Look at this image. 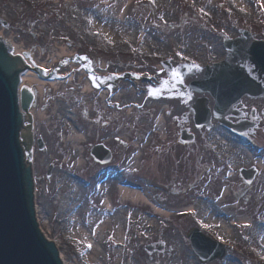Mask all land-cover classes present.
Here are the masks:
<instances>
[{
  "label": "rangeland",
  "instance_id": "374dc122",
  "mask_svg": "<svg viewBox=\"0 0 264 264\" xmlns=\"http://www.w3.org/2000/svg\"><path fill=\"white\" fill-rule=\"evenodd\" d=\"M153 1L149 5L145 0H0V33L47 69L57 65L60 47H63L69 55H90L100 63L98 69L106 73L156 74L170 82L169 75L174 71L164 70L160 61L169 58L176 66V56L181 55L197 63V72L202 69L195 77L186 71L183 80L186 85L198 80L207 66L227 60L223 46L226 37L240 38L239 30L244 29L255 40H264V0H239L241 3L238 0H161L163 5L159 0ZM189 2L195 3V9ZM114 17L130 22L131 28L126 34H114ZM1 21L8 25L2 26ZM99 28L106 34L103 38L95 33ZM243 66L252 71L251 77H259L253 74L252 65ZM79 71L72 73L74 79L70 83H65L67 80L59 83L57 89L46 86L33 109L35 117L38 112L43 115L41 119L36 117L35 128L38 138L48 146L46 152L36 153L34 157L39 227L57 242L67 264H200L186 237L194 228V217L179 215L191 208L196 216L199 214L198 219L203 214L213 216L211 221L224 222L222 230L217 223L205 225L206 234L232 244L222 262L208 264H264V224L258 221L264 204V127L257 135L259 145L248 149L224 136L217 121L213 122L210 136L197 135L189 110L193 102H187L177 86L164 85L167 98L158 102L149 97L148 89L141 95L143 86L134 89L122 82L119 93L115 92L111 100L115 102L117 94L121 96L118 102L122 110H108L102 97L85 90V78ZM180 77L176 80L180 81ZM202 96L208 100L211 110L214 102L210 95L194 94V97ZM243 102L258 110L264 108L262 97L250 100L245 97ZM130 104H136L139 109ZM84 114L98 118L99 124L83 120ZM183 115L188 118L187 126L197 140L210 137L211 150H208L212 151L213 159L197 147L188 146L186 151H180L173 143L182 128L178 122L184 123L180 119ZM102 116L111 120L109 125L102 126ZM101 130L109 145H113L112 141L123 150L116 152H121L125 172L115 175L113 167L105 170L100 178L103 191L90 194L75 177L87 176L86 151L89 143L103 141L99 135ZM116 139L128 143L123 147ZM163 140L167 141L165 145ZM134 153L139 154L133 157ZM195 161L212 165V177L206 184L201 181L196 187L188 188L187 184L194 179L191 172ZM51 162L56 166L47 179ZM255 166L260 170L259 176L252 186L246 187L238 176V169ZM96 170L95 166L89 168L92 172ZM199 170L196 165L195 173ZM173 177L186 183V189L177 197L170 195L164 183L166 178ZM125 182L148 194L150 205L121 200L119 184ZM104 202L110 205L107 211ZM91 220L107 224L95 234L97 225L89 228ZM241 220L252 227L238 228L237 225H244ZM142 232L146 237H140ZM125 236L126 243L120 247L119 242L123 243ZM91 238L96 243L88 247ZM160 243L165 245L162 253H146V245L157 249Z\"/></svg>",
  "mask_w": 264,
  "mask_h": 264
},
{
  "label": "water",
  "instance_id": "95a60500",
  "mask_svg": "<svg viewBox=\"0 0 264 264\" xmlns=\"http://www.w3.org/2000/svg\"><path fill=\"white\" fill-rule=\"evenodd\" d=\"M248 41V38L239 39L226 45L232 51L233 62L243 59L249 62L260 82H255L241 67L223 62L213 67V73L208 69L202 82L193 83L213 95L215 114H221L244 94L256 96L264 90V42H252L246 48ZM0 44L3 43L0 41ZM13 78L4 75L0 68V264H58L50 242L45 243L38 234L27 200L21 151L17 143ZM22 95V109L25 110L29 98L25 93ZM195 108L200 113L197 121H204L208 117L204 110L205 101L198 102ZM96 153L98 156V151ZM188 238L202 262L210 259L211 255L221 256L220 252H214L216 245L198 232L190 231Z\"/></svg>",
  "mask_w": 264,
  "mask_h": 264
},
{
  "label": "bare ground",
  "instance_id": "6f19581e",
  "mask_svg": "<svg viewBox=\"0 0 264 264\" xmlns=\"http://www.w3.org/2000/svg\"><path fill=\"white\" fill-rule=\"evenodd\" d=\"M234 1H236V0H234ZM239 1V0H238ZM240 2V1H239ZM165 3V2H164ZM241 3V2H240ZM159 4L161 5H163V3H162V1L161 0H159ZM241 6H243V4H240ZM107 17V16H106ZM107 19H109V18H107ZM114 19H115V17H114ZM112 25H116L113 29V32H114V34L116 33V34H118V35H120L119 33H122L123 35L124 34H126V32L127 31H129L130 29L129 28H131V27H129V25H130V22H127L125 19L123 20V18L122 17H120V19H118V18H116L115 19V22L114 23H112ZM100 30L99 31H96V33H97V35H99V37H104L105 35H104V33H102V31H101V28H99ZM2 34L0 33V36H1ZM132 38V37H131ZM131 38H129V39H131ZM133 39V38H132ZM4 45H6V46H8L9 47V49H10V52H11V54L13 55V57H15L16 59H19V58H21V60L23 61V63H24V65H26L25 67L27 68L26 69V71L21 75V83L20 84H33V85H35L36 87H37V89L39 90V93H40V97H42V95H43V92H44V88L46 87V86H48V87H51L52 89L54 88V89H57V87L59 86V82H57V80H58V78H56V80H50V81H43V80H41V79H38V76H37V74L34 72V68H43L44 66H45V64H39L38 62H35V63H31L30 62V60L29 59H27L25 56H27L26 54L24 55V53H25V51L22 49V48H20V47H18V46H16V45H14L11 41H10V38H6L5 40H3V39H1L0 40ZM12 47H13V49H12ZM61 48V54L59 55L60 57H59V59H61L62 57H68V56H70L69 54H67L66 53V51H65V48H63V47H60ZM12 50V51H11ZM217 51V50H216ZM244 60V59H243ZM242 60V62H240L239 61V64L240 63H244V64H246V62H244ZM227 61L228 62H233L229 57L227 58ZM248 67L249 66H251L248 62H247V64H246ZM192 72H195V71H192ZM72 77H70L67 81H68V83H70L71 81H72ZM85 90H90L89 89V87L88 86H86L85 87ZM101 94H103V92H101ZM120 100H122L121 99V96H119L118 95V99H117V101H120ZM36 117H38L39 119H41V118H43V115L42 114H40L39 112L38 113H36ZM216 132H218V131H216ZM217 135H219L221 138H223V140H224V137L220 134V133H216ZM223 135L224 136H230L228 133H225V132H223ZM80 137V136H79ZM79 137H77L76 139H79ZM231 138V137H230ZM81 139V138H80ZM232 142H234V141H232ZM235 144H237L239 147L241 146V147H244L243 145H242V143H240L238 140H235V142H234ZM119 192H120V195H121V200H123V201H127V202H130V203H132V204H135V205H137V204H147V205H150V203H149V200H148V194H146L144 191L143 192H141V191H134V190H131V189H128V188H126V187H124V186H120V188H119ZM34 195L32 194L30 197L32 198ZM221 202H223V201H221ZM220 202V203H221ZM65 206H67L66 204H65ZM68 207V206H67ZM103 207L106 209V211H107V209H109L110 208V205H109V203L108 202H104V204H103ZM36 210H37V208H36ZM155 210H156V212L157 213H160V211H159V209L157 208H155ZM39 212H38V210H37V214H38ZM107 214H109V212H106ZM61 214H63V212L61 211ZM110 215V214H109ZM201 216H204V217H206L205 215H203V214H201ZM210 217H213V216H210ZM44 219H46L47 220V218H44ZM225 219H227V218H225ZM112 222V221H111ZM212 223H214V224H220V230H222V228H225V223L224 222H222V223H219V222H215L214 220H212L211 221ZM241 222H243L242 220H241ZM40 225H41V220H39V222H38ZM106 224H107V222L105 221L104 223H98L97 221H90L89 223H88V225H89V228H93L95 225H97V229L95 230V234H97V232L96 231H98V232H100V230L101 229H104L105 228V226H106ZM234 224V223H233ZM114 226H116V224L114 225ZM42 233V234H41ZM40 234H41V236H42V239H44V242L45 243H48V242H50V244H51V247H53L54 248V251H55V253H56V255H57V257H56V260H57V262L59 263V264H67V260L64 258V256H63V254H62V252L60 251V246L58 245V244H56V243H54V241L53 240H51L50 238H48V236L45 234V232H40ZM92 240L90 241V243L92 244V245H95V243H96V239H93V238H91ZM93 250H95V248H93L92 249V251H91V253H92V256H93V254L95 253V251H93ZM57 251V252H56Z\"/></svg>",
  "mask_w": 264,
  "mask_h": 264
},
{
  "label": "flooded vegetation",
  "instance_id": "af4514ba",
  "mask_svg": "<svg viewBox=\"0 0 264 264\" xmlns=\"http://www.w3.org/2000/svg\"><path fill=\"white\" fill-rule=\"evenodd\" d=\"M102 134H104V133H102V131H100V134H99L100 135V139L103 140V141H99L98 143H103L104 145H106L109 148L110 151H113V150L116 151V148L114 149V147H115L114 142L111 141V144L113 143V145H109L110 143H108V142H110V141H106V139H105V137H107V136L102 135ZM166 143H167V141H166ZM165 151H167V150L165 149ZM180 151H186V148L183 147Z\"/></svg>",
  "mask_w": 264,
  "mask_h": 264
},
{
  "label": "snow or ice",
  "instance_id": "6c2138e0",
  "mask_svg": "<svg viewBox=\"0 0 264 264\" xmlns=\"http://www.w3.org/2000/svg\"><path fill=\"white\" fill-rule=\"evenodd\" d=\"M262 7H264V5H262ZM245 227H248L247 225H245ZM88 247H91V245H88Z\"/></svg>",
  "mask_w": 264,
  "mask_h": 264
}]
</instances>
